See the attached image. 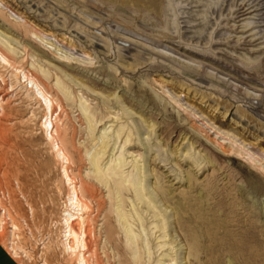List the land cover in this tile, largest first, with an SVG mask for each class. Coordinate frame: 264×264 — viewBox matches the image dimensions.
I'll return each instance as SVG.
<instances>
[{
  "label": "rangeland",
  "instance_id": "374dc122",
  "mask_svg": "<svg viewBox=\"0 0 264 264\" xmlns=\"http://www.w3.org/2000/svg\"><path fill=\"white\" fill-rule=\"evenodd\" d=\"M0 48V238L19 264L78 263L24 73L55 102L72 176L105 199L90 264H264V0H0ZM92 153L141 179L124 223Z\"/></svg>",
  "mask_w": 264,
  "mask_h": 264
},
{
  "label": "bare ground",
  "instance_id": "6f19581e",
  "mask_svg": "<svg viewBox=\"0 0 264 264\" xmlns=\"http://www.w3.org/2000/svg\"><path fill=\"white\" fill-rule=\"evenodd\" d=\"M0 59L6 64H11L9 54L1 48ZM24 77L29 83H31V87L34 89L36 95L40 98L41 101L44 102L46 106V109L48 111L44 121L46 135L53 143V146L54 148H56L58 155L64 162V177L67 183L70 185L71 189L69 197L70 206L68 208L67 214L64 217L65 248L69 252L70 256L76 258V261L78 262L77 264H90V254L93 252L96 253V243L100 240H98V237H101V233L97 231L100 219L92 218L90 211L92 210L93 206L91 205L90 198L98 201L101 205H103V202H105L103 200L105 199H103V196L99 194L95 185L91 184L92 182L88 183L84 181L82 185H78L75 178L72 176L67 165L71 163V158L59 139V130L56 124L58 114L56 115L57 108L55 106V102L52 96L47 92V90L42 86V84L36 77H34L33 75L29 76L26 73H24ZM88 118L89 122L92 121L90 115L88 116ZM105 148L106 145L102 146L103 152ZM99 151H101V149ZM100 159L101 158L98 154L94 155L92 153L90 156V162L93 167H95L94 173L97 174V178L99 179V181L106 184L107 186L111 184L112 181H114V185L116 186V192L118 195L117 199H119L117 205L118 216L124 223V220L126 221L128 215L123 207V189H126L128 191L133 189L139 200L142 199V196L147 193L144 189L141 188L142 182L140 177H126L123 174L124 172L122 171L125 165V161L122 158L119 159L112 167H107V170L106 168L104 169L102 164H100ZM150 203H152V201L149 202V204ZM125 228L129 239L135 245L138 244L136 241H134L135 237L137 236L135 233H133L131 226L126 223ZM136 247L137 249L139 248L137 245Z\"/></svg>",
  "mask_w": 264,
  "mask_h": 264
},
{
  "label": "crops",
  "instance_id": "0c3cea01",
  "mask_svg": "<svg viewBox=\"0 0 264 264\" xmlns=\"http://www.w3.org/2000/svg\"><path fill=\"white\" fill-rule=\"evenodd\" d=\"M0 264H19L0 238Z\"/></svg>",
  "mask_w": 264,
  "mask_h": 264
}]
</instances>
